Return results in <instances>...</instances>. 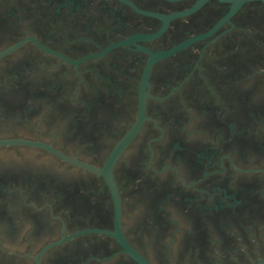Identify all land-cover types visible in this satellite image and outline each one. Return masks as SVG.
Instances as JSON below:
<instances>
[{
  "label": "flooded vegetation",
  "instance_id": "flooded-vegetation-1",
  "mask_svg": "<svg viewBox=\"0 0 264 264\" xmlns=\"http://www.w3.org/2000/svg\"><path fill=\"white\" fill-rule=\"evenodd\" d=\"M0 264H264V2L0 0Z\"/></svg>",
  "mask_w": 264,
  "mask_h": 264
},
{
  "label": "water",
  "instance_id": "water-1",
  "mask_svg": "<svg viewBox=\"0 0 264 264\" xmlns=\"http://www.w3.org/2000/svg\"><path fill=\"white\" fill-rule=\"evenodd\" d=\"M228 1H232L233 4L235 5V7H238L239 5H241L243 2L248 1V0H228ZM264 2V0H261Z\"/></svg>",
  "mask_w": 264,
  "mask_h": 264
}]
</instances>
